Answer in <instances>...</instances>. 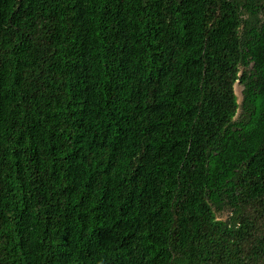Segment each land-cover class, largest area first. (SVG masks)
<instances>
[{
    "label": "trees",
    "instance_id": "trees-1",
    "mask_svg": "<svg viewBox=\"0 0 264 264\" xmlns=\"http://www.w3.org/2000/svg\"><path fill=\"white\" fill-rule=\"evenodd\" d=\"M0 264H264V0H0Z\"/></svg>",
    "mask_w": 264,
    "mask_h": 264
},
{
    "label": "rangeland",
    "instance_id": "rangeland-1",
    "mask_svg": "<svg viewBox=\"0 0 264 264\" xmlns=\"http://www.w3.org/2000/svg\"><path fill=\"white\" fill-rule=\"evenodd\" d=\"M241 90H242V85L239 84L238 82H236L235 85H234V91H235V94H236L237 99H238L239 102L241 101ZM221 216L225 217L226 216V212L223 213Z\"/></svg>",
    "mask_w": 264,
    "mask_h": 264
}]
</instances>
